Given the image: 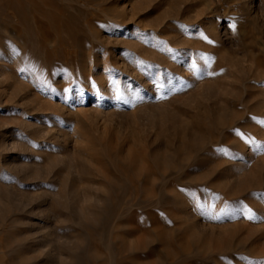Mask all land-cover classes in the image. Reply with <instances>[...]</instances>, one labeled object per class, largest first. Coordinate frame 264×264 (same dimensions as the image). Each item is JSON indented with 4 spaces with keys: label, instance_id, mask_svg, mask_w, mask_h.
Listing matches in <instances>:
<instances>
[{
    "label": "rangeland",
    "instance_id": "obj_1",
    "mask_svg": "<svg viewBox=\"0 0 264 264\" xmlns=\"http://www.w3.org/2000/svg\"><path fill=\"white\" fill-rule=\"evenodd\" d=\"M0 264H264V0H0Z\"/></svg>",
    "mask_w": 264,
    "mask_h": 264
},
{
    "label": "snow or ice",
    "instance_id": "obj_2",
    "mask_svg": "<svg viewBox=\"0 0 264 264\" xmlns=\"http://www.w3.org/2000/svg\"><path fill=\"white\" fill-rule=\"evenodd\" d=\"M230 27H232L233 29L235 28V25L234 24H232V25H230ZM249 218H251V217H249Z\"/></svg>",
    "mask_w": 264,
    "mask_h": 264
},
{
    "label": "bare ground",
    "instance_id": "obj_3",
    "mask_svg": "<svg viewBox=\"0 0 264 264\" xmlns=\"http://www.w3.org/2000/svg\"><path fill=\"white\" fill-rule=\"evenodd\" d=\"M180 84H181V83H180ZM177 87H178V86H177ZM177 87H176V89H177ZM180 87H182V85H180ZM180 87H179V88H180ZM179 88H178V89H179ZM173 92H174V91H173ZM256 119H257V118H256ZM109 210H110V208H109ZM224 249H225V248H224ZM256 258H257V257H256Z\"/></svg>",
    "mask_w": 264,
    "mask_h": 264
}]
</instances>
